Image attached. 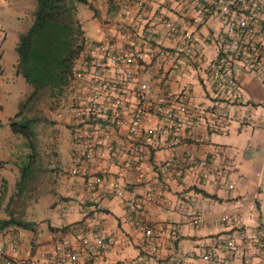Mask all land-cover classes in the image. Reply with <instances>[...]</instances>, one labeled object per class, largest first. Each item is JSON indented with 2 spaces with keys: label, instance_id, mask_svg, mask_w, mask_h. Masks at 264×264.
I'll return each mask as SVG.
<instances>
[{
  "label": "crops",
  "instance_id": "crops-1",
  "mask_svg": "<svg viewBox=\"0 0 264 264\" xmlns=\"http://www.w3.org/2000/svg\"><path fill=\"white\" fill-rule=\"evenodd\" d=\"M88 1L93 8L80 4L78 16L93 46L76 68L102 62L110 76L122 78L129 102L145 101L149 114L137 135L124 127L115 137L118 154L106 153L76 175L70 171L75 146L69 122L54 186L27 207L26 218L35 225L0 231V256L26 264L127 263L149 255L150 228L158 246L151 264H172L178 257L184 264H264V72L243 73L240 94L225 87V80H214L210 64L234 49L223 19L201 17L185 0L132 5L123 20L116 14L121 0ZM36 7V0H0V8L24 20L19 37L33 24ZM177 19L180 35L173 40L166 22ZM141 39L147 41L144 58L122 68L97 49L111 42L125 50ZM143 83L149 86L144 94ZM163 96L200 111L195 126L179 131L177 144H171L174 130L164 119ZM132 144L144 147V158L129 166ZM133 199L141 209L130 205ZM8 202L0 197V218H7ZM95 234L105 238L103 246ZM67 250L77 255L75 263Z\"/></svg>",
  "mask_w": 264,
  "mask_h": 264
},
{
  "label": "built area",
  "instance_id": "built-area-1",
  "mask_svg": "<svg viewBox=\"0 0 264 264\" xmlns=\"http://www.w3.org/2000/svg\"><path fill=\"white\" fill-rule=\"evenodd\" d=\"M193 9L204 18L219 16L223 19L224 36L233 47V54L213 61L209 70L216 81H226L225 87L240 94L239 79L245 72H264V0H185ZM150 4L149 0H121L117 16L124 19L132 5L139 9ZM181 20L166 22L167 35L177 40L179 37ZM3 33L0 27V45ZM146 39L133 41L129 48L117 49L113 43L99 44L97 49L117 67L131 65L144 58L143 49L146 47ZM93 46L88 42V47ZM162 53H166L162 51ZM1 57V54H0ZM3 71L0 66V76ZM149 90V86L143 83V94ZM68 92L71 102L68 105L71 115L69 122L72 128V142L75 146L73 165L70 169L73 175L80 172L88 162L102 158L106 153L116 155L120 152L115 137L122 134V128H127L129 136L137 135L142 127L144 119L149 114L145 101L131 104L126 96L127 89L122 85V78L110 76L102 62L89 63L81 68L74 69L72 85ZM164 119L173 128V140L171 144L180 141L179 131L182 128L193 127L199 119V110L189 107L184 100L172 96L160 98ZM212 123L217 124L216 120ZM166 132L168 129L165 130ZM152 134L153 131H149ZM144 158V147L140 144L131 145V153H128L126 165H132ZM101 181V180H98ZM119 188L118 184H114ZM121 194L120 188L117 189ZM133 208L141 209L142 203L137 199L130 202ZM146 235L151 239V248L148 256L129 262L117 264H151V259L158 252L156 238L152 229H146ZM84 244L90 240L81 236ZM95 242L103 246L105 238L100 234L94 235ZM112 240V239H109ZM65 256L75 263L77 255L67 250ZM207 258H209L207 256ZM210 259V258H209ZM211 260V259H210ZM213 259V264H218ZM0 264H26L18 258H6L0 256ZM172 264H184L178 257Z\"/></svg>",
  "mask_w": 264,
  "mask_h": 264
},
{
  "label": "trees",
  "instance_id": "trees-1",
  "mask_svg": "<svg viewBox=\"0 0 264 264\" xmlns=\"http://www.w3.org/2000/svg\"><path fill=\"white\" fill-rule=\"evenodd\" d=\"M37 7L31 27L19 37L16 72L29 84L31 91L20 102V110L10 119L15 134L23 136L31 152L21 169L17 192L6 206L7 218H0V231L10 226L30 229L29 201L40 193L47 172L43 168L38 147L36 125L47 122L37 106L42 100H59L68 93L77 61L88 47V39L78 16V6L93 8L88 0H36ZM39 111V112H38ZM2 189L1 198L5 197Z\"/></svg>",
  "mask_w": 264,
  "mask_h": 264
},
{
  "label": "rangeland",
  "instance_id": "rangeland-1",
  "mask_svg": "<svg viewBox=\"0 0 264 264\" xmlns=\"http://www.w3.org/2000/svg\"><path fill=\"white\" fill-rule=\"evenodd\" d=\"M24 20L18 19L12 13L0 8V27L3 40L0 45V197L5 189V197L9 200L17 192V183L21 179V169L28 161L31 149L28 141L21 135L13 134L9 124L20 110L22 97L29 91V84L22 76H17L15 64L18 60L16 50L18 42L17 31L24 28ZM70 93L64 94L56 102L42 100L37 108L48 121L36 125L38 147L43 168L47 169L40 185V193L30 202L36 201L42 194L54 186V172L62 169L61 153L70 139L69 104ZM38 111V112H39ZM47 198L41 200L44 205Z\"/></svg>",
  "mask_w": 264,
  "mask_h": 264
}]
</instances>
